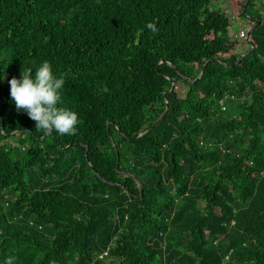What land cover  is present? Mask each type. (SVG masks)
<instances>
[{
	"label": "trees",
	"instance_id": "obj_1",
	"mask_svg": "<svg viewBox=\"0 0 264 264\" xmlns=\"http://www.w3.org/2000/svg\"><path fill=\"white\" fill-rule=\"evenodd\" d=\"M214 1L0 0V261L264 264V0ZM43 59L74 133L9 95Z\"/></svg>",
	"mask_w": 264,
	"mask_h": 264
},
{
	"label": "clouds",
	"instance_id": "obj_2",
	"mask_svg": "<svg viewBox=\"0 0 264 264\" xmlns=\"http://www.w3.org/2000/svg\"><path fill=\"white\" fill-rule=\"evenodd\" d=\"M64 74H55L47 59H43L33 70L26 66L19 77L9 78V95L17 110H24L35 121V127L45 133H74L79 115L72 108L61 106V90ZM15 257L6 256L0 264H12Z\"/></svg>",
	"mask_w": 264,
	"mask_h": 264
},
{
	"label": "rangeland",
	"instance_id": "obj_3",
	"mask_svg": "<svg viewBox=\"0 0 264 264\" xmlns=\"http://www.w3.org/2000/svg\"><path fill=\"white\" fill-rule=\"evenodd\" d=\"M213 5L214 7H221V8L223 7L224 10H230V5L228 1H225V0H215ZM233 32L235 33V36L239 42V45L236 48V51L242 53L247 48V43L245 41L246 40L245 39L246 29L245 27L243 28L242 25H239L238 23H236L233 25ZM176 89L181 94L183 91V86L181 84H177Z\"/></svg>",
	"mask_w": 264,
	"mask_h": 264
},
{
	"label": "water",
	"instance_id": "obj_4",
	"mask_svg": "<svg viewBox=\"0 0 264 264\" xmlns=\"http://www.w3.org/2000/svg\"><path fill=\"white\" fill-rule=\"evenodd\" d=\"M257 22H258V21H256V23H257ZM253 27H254V25H252L251 27H249V28L247 29V31H246V37L249 36V33L251 32V30H252ZM244 55H245V53L241 54V55L238 57L237 61H239V60L241 59V57H243ZM173 87H174V82H172V84H171V88H170V89H172ZM166 110H167V107L164 109V112H165ZM164 112L161 113V114L157 117V119H156L155 121H153V123H152L150 126L154 125L155 122L158 121V120L163 116ZM95 173H96V172H95ZM137 184H138V183H137Z\"/></svg>",
	"mask_w": 264,
	"mask_h": 264
},
{
	"label": "built area",
	"instance_id": "obj_5",
	"mask_svg": "<svg viewBox=\"0 0 264 264\" xmlns=\"http://www.w3.org/2000/svg\"><path fill=\"white\" fill-rule=\"evenodd\" d=\"M245 37H246V33H245ZM225 258H228V256H226Z\"/></svg>",
	"mask_w": 264,
	"mask_h": 264
}]
</instances>
